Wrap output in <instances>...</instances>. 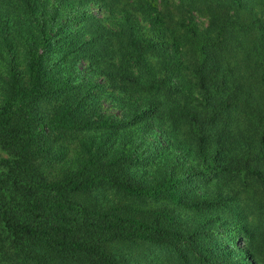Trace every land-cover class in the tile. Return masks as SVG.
Instances as JSON below:
<instances>
[{
    "label": "trees",
    "instance_id": "trees-1",
    "mask_svg": "<svg viewBox=\"0 0 264 264\" xmlns=\"http://www.w3.org/2000/svg\"><path fill=\"white\" fill-rule=\"evenodd\" d=\"M215 224L264 264V0H0V264H226Z\"/></svg>",
    "mask_w": 264,
    "mask_h": 264
},
{
    "label": "rangeland",
    "instance_id": "rangeland-1",
    "mask_svg": "<svg viewBox=\"0 0 264 264\" xmlns=\"http://www.w3.org/2000/svg\"><path fill=\"white\" fill-rule=\"evenodd\" d=\"M93 9L97 11V7L93 6ZM99 12V11H98ZM102 12H100L99 14H101ZM195 15V19L198 22L200 27H205L207 26V19L205 17L199 16L198 14L194 13ZM75 149L72 146L71 149H69L68 153H67V158L69 159V161L74 159V155H75ZM66 162L65 160H63L62 162H60L58 165H56V168H61V167H65L66 166ZM55 171V168H54ZM219 224H215L212 227H207L206 228V232H215V230L218 228ZM233 230V229H232ZM232 232V231H231ZM227 233V232H223V230L221 228H218L216 230V236L214 237V239L211 241V247L210 249L212 250V253H210V255L216 259V260H222L223 258H225V260H228V262L226 264H229V260H235V258H239L241 259V254H243V256H247V252H239L237 251L236 247L234 246L235 243L237 244V247H240L241 243L239 240L236 241L234 237H232V233ZM212 239V237H211Z\"/></svg>",
    "mask_w": 264,
    "mask_h": 264
}]
</instances>
